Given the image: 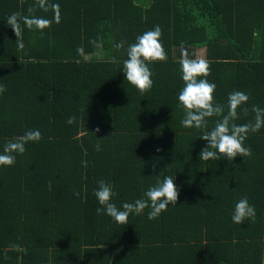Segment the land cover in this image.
Here are the masks:
<instances>
[{
	"label": "trees",
	"instance_id": "obj_1",
	"mask_svg": "<svg viewBox=\"0 0 264 264\" xmlns=\"http://www.w3.org/2000/svg\"><path fill=\"white\" fill-rule=\"evenodd\" d=\"M46 5L0 0V154L28 130L42 137L12 153V166L0 165V264H264V126L243 142L251 156L204 161L208 142L200 137L221 117L208 118L206 129L183 127L178 102L187 53L209 62L210 74L198 79L215 84L224 114L229 94L240 91L249 99L233 123L255 122L253 106L264 109V0ZM13 13L23 49L7 24ZM31 16L51 24L29 29L23 18ZM156 25L167 59L148 63L153 84L142 94L125 79L123 62ZM165 176L179 196L157 218L148 219L150 207L127 225L97 214L99 181L111 185L122 210ZM244 197L255 220L233 223Z\"/></svg>",
	"mask_w": 264,
	"mask_h": 264
},
{
	"label": "clouds",
	"instance_id": "obj_2",
	"mask_svg": "<svg viewBox=\"0 0 264 264\" xmlns=\"http://www.w3.org/2000/svg\"><path fill=\"white\" fill-rule=\"evenodd\" d=\"M38 4L40 8L45 11L48 10L46 0H38ZM50 7L55 10V22L59 23V5L52 4ZM33 11L34 9H29V12ZM18 17V13L11 14L7 24L16 36L18 48L23 49L24 44L20 39L22 29ZM23 22L29 29L38 30H43L51 24L50 20L35 16L24 17ZM161 35L162 30L159 25H156L152 30L138 36L136 42L129 45L127 59L123 62L125 79L142 94L150 90L153 84L152 72L148 63L167 59V54L160 43ZM116 47H122V43L117 44ZM78 51L80 50L78 49ZM180 71L185 85L178 94L179 106L183 108L185 113V117L181 121L182 126L206 129L208 118L221 117L210 131H206L200 137L208 143L200 151L199 158L204 161L210 159L217 161L222 157L232 160L236 156H251V149L245 147L243 142L250 131L256 132L264 126V109L253 106L255 122L237 125L233 123L238 118L237 108L248 101V95L240 91L230 93L228 112L224 114V107L214 102L215 84L208 82L207 79H198V77H207L210 74V66L207 60L190 59L187 53H184L180 60ZM4 91L6 88L0 85V93ZM73 120L74 118H69L68 123H72ZM41 138L39 130H28L23 136L10 140L5 145L3 154H0V165L12 166L16 159L12 153L23 154L26 151L25 144L30 141L38 142ZM96 148L99 150V145ZM98 185L94 192L98 203L101 205L96 209L97 214H106L121 225L128 224L130 214L139 215L145 208L149 207L151 211L148 214V219H155L170 204H176L179 196V189L174 184V177L165 176L162 181L158 180L155 186L150 187L145 192L146 199H137L134 203H124L121 210L111 202L112 197L116 195L112 191L111 185L105 181H99ZM75 195H79V193H75ZM255 217V207L249 204L247 197H244L235 204L231 219L233 223L241 224L246 220L254 221Z\"/></svg>",
	"mask_w": 264,
	"mask_h": 264
},
{
	"label": "crops",
	"instance_id": "obj_3",
	"mask_svg": "<svg viewBox=\"0 0 264 264\" xmlns=\"http://www.w3.org/2000/svg\"><path fill=\"white\" fill-rule=\"evenodd\" d=\"M197 52H200V54L202 53V56H203V49H198V51ZM197 52H196V54L195 55H197ZM199 57H201V56H199ZM199 57H197V58H199Z\"/></svg>",
	"mask_w": 264,
	"mask_h": 264
},
{
	"label": "rangeland",
	"instance_id": "obj_4",
	"mask_svg": "<svg viewBox=\"0 0 264 264\" xmlns=\"http://www.w3.org/2000/svg\"><path fill=\"white\" fill-rule=\"evenodd\" d=\"M199 56H201V57H199ZM195 57H196V58H197V57L202 58L203 56H202V53L200 54V52H197V55H195Z\"/></svg>",
	"mask_w": 264,
	"mask_h": 264
}]
</instances>
